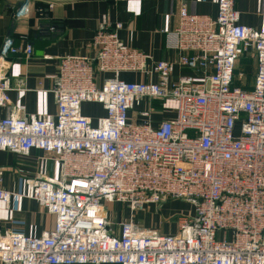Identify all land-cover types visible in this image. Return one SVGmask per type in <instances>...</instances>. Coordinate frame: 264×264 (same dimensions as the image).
I'll list each match as a JSON object with an SVG mask.
<instances>
[{"label": "built area", "instance_id": "obj_1", "mask_svg": "<svg viewBox=\"0 0 264 264\" xmlns=\"http://www.w3.org/2000/svg\"><path fill=\"white\" fill-rule=\"evenodd\" d=\"M40 1L44 18L60 0ZM236 1L218 0L216 19L183 4L175 28L162 31L174 62L127 46L121 23L101 25L93 56L60 59L54 117L11 111L6 59L29 60L34 48L5 39L0 109L9 113L0 121V151L27 158L39 150L58 174L25 182V196L54 217L53 229L0 231L1 264H264V29L243 26ZM31 9L26 3L14 15ZM250 54L257 74L245 90L235 86L236 69ZM177 69L190 74L176 77ZM85 104L105 116H85ZM3 180L0 168V202L9 205L14 193ZM173 200L193 208L177 233L134 220L136 210ZM118 204L130 219H110L109 206Z\"/></svg>", "mask_w": 264, "mask_h": 264}, {"label": "crops", "instance_id": "obj_2", "mask_svg": "<svg viewBox=\"0 0 264 264\" xmlns=\"http://www.w3.org/2000/svg\"><path fill=\"white\" fill-rule=\"evenodd\" d=\"M217 2L218 0H60L42 18L36 11L40 3L45 5L40 0H0V50L5 39H12L15 47L21 51L27 45L34 48L29 60L22 53L9 55L6 59L4 72L12 79L13 88L9 94L11 111L18 115L54 117L57 106L51 90L55 85L60 59L65 56H93V39L101 25L121 23L124 28L120 32V38L127 46L152 56L155 61L174 62L178 57L177 53L167 50L162 31L175 28L183 4L191 14L216 19ZM26 3L31 6V13L17 19L14 15L16 10ZM236 9L242 15L243 26L259 32L264 29V0H237ZM257 64L255 56L251 54L241 59L235 86L251 90L256 80ZM188 74L190 72L177 69L175 76ZM123 77L131 82L141 80V75L137 74H125ZM238 79H243L245 85ZM153 105L160 107L156 102ZM147 107L146 102L143 108ZM89 108L96 110L98 115H90ZM8 113L7 109H0V121ZM83 113L93 120L105 116L102 107L94 104L83 105ZM164 117L172 118L174 115L165 114ZM44 157L39 150H32L27 158L0 151L3 187L14 193L9 205L0 202L1 232L41 236L53 229L54 217L36 201L25 196L28 193L26 180L38 175L58 174L57 163L42 160ZM181 203L175 202L173 206L177 210H186L180 207ZM119 206L124 209V206ZM137 219L141 220V216ZM172 233L171 227L166 230V234Z\"/></svg>", "mask_w": 264, "mask_h": 264}, {"label": "rangeland", "instance_id": "obj_3", "mask_svg": "<svg viewBox=\"0 0 264 264\" xmlns=\"http://www.w3.org/2000/svg\"><path fill=\"white\" fill-rule=\"evenodd\" d=\"M238 81L241 82L242 85H245V83H243V79H238ZM167 106L173 109L176 107V104L175 102H169ZM88 113L93 117L98 115V112L93 108H89ZM175 202H182L180 207H184L186 210H177V208L173 206ZM119 205L124 206V209ZM119 205L109 206V212L112 215L110 219H112L114 222L130 219L131 212L128 206L125 204ZM133 214L134 220L139 226H141V228L153 229L161 234H166V230L171 227L173 230L172 234H175L178 231V225L181 220L186 216L190 217L193 215V208L185 201L173 200L157 205H147L142 209L136 210ZM139 215L141 216V220L137 219Z\"/></svg>", "mask_w": 264, "mask_h": 264}, {"label": "trees", "instance_id": "obj_4", "mask_svg": "<svg viewBox=\"0 0 264 264\" xmlns=\"http://www.w3.org/2000/svg\"><path fill=\"white\" fill-rule=\"evenodd\" d=\"M38 6H41L42 7L44 5L40 3ZM237 67H238V65H237ZM236 77H237V69H236Z\"/></svg>", "mask_w": 264, "mask_h": 264}]
</instances>
